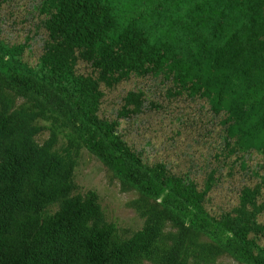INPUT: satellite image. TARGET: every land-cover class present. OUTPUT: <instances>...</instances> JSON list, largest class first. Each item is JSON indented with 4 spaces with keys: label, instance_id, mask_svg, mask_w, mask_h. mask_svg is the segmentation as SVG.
Instances as JSON below:
<instances>
[{
    "label": "trees",
    "instance_id": "obj_1",
    "mask_svg": "<svg viewBox=\"0 0 264 264\" xmlns=\"http://www.w3.org/2000/svg\"><path fill=\"white\" fill-rule=\"evenodd\" d=\"M33 1L40 53L0 39V264H264V0ZM124 82L116 118L102 117ZM197 97L163 140L186 144L201 181L121 132ZM81 148L135 194L140 229L124 235L80 191ZM224 182L235 197L214 208Z\"/></svg>",
    "mask_w": 264,
    "mask_h": 264
},
{
    "label": "rangeland",
    "instance_id": "obj_2",
    "mask_svg": "<svg viewBox=\"0 0 264 264\" xmlns=\"http://www.w3.org/2000/svg\"><path fill=\"white\" fill-rule=\"evenodd\" d=\"M33 0H7L0 2V39L8 43L27 44L33 55L40 53L44 32L38 27L36 19L30 14L33 8ZM79 69L85 70L81 64ZM128 83H121L112 89H106L101 106L100 115L102 117L116 118L117 110L120 109L122 97L129 88ZM203 97H197L176 111L171 118L162 125L160 115H148L140 126L132 127L125 125V120H121V132L125 134L127 130V140L135 145L136 148L144 150V155L149 161L166 160L168 164L175 163V169L178 164L187 167L191 173L189 177H197L201 181L203 174L197 164H191V159L183 154H177L186 144H178L177 147L169 146L165 136L171 131L174 124L181 118L193 111L202 101ZM41 124H47L40 121ZM49 135V130L45 129L37 136V140L42 142ZM133 142H132V141ZM150 141L146 145V143ZM66 144V138L59 137L57 149ZM184 150V149H182ZM195 158H200L195 156ZM74 168L75 181L81 192L94 191L98 196V201L108 221L115 223L120 232L124 235H130L132 232L140 229L143 225V219L129 207L128 202L134 198L132 192H125L120 189L119 183L114 179L106 167L85 148H81L76 158ZM201 163V162H200ZM197 181V180H196ZM229 183H220L210 194L211 205L214 208L227 206L228 200L233 199L234 193ZM233 187V186H232ZM214 264H243L234 258L224 255L218 258Z\"/></svg>",
    "mask_w": 264,
    "mask_h": 264
}]
</instances>
